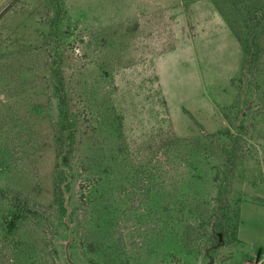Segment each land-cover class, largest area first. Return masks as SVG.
<instances>
[{
	"label": "rangeland",
	"instance_id": "1",
	"mask_svg": "<svg viewBox=\"0 0 264 264\" xmlns=\"http://www.w3.org/2000/svg\"><path fill=\"white\" fill-rule=\"evenodd\" d=\"M3 4L0 264H264V0Z\"/></svg>",
	"mask_w": 264,
	"mask_h": 264
},
{
	"label": "trees",
	"instance_id": "2",
	"mask_svg": "<svg viewBox=\"0 0 264 264\" xmlns=\"http://www.w3.org/2000/svg\"><path fill=\"white\" fill-rule=\"evenodd\" d=\"M13 209L4 219V226L2 228L5 235H13L20 223L27 218L30 211H32L31 205L29 203L22 204L16 200L12 204ZM260 257V256H259Z\"/></svg>",
	"mask_w": 264,
	"mask_h": 264
},
{
	"label": "crops",
	"instance_id": "3",
	"mask_svg": "<svg viewBox=\"0 0 264 264\" xmlns=\"http://www.w3.org/2000/svg\"><path fill=\"white\" fill-rule=\"evenodd\" d=\"M1 6L3 7V6H5V5H4V4H3V5H0V8H2ZM259 256H260V258H262V255H261V254H260Z\"/></svg>",
	"mask_w": 264,
	"mask_h": 264
}]
</instances>
